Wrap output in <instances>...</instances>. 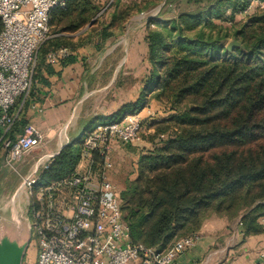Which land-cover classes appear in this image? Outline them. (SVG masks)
<instances>
[{
    "label": "trees",
    "instance_id": "trees-1",
    "mask_svg": "<svg viewBox=\"0 0 264 264\" xmlns=\"http://www.w3.org/2000/svg\"><path fill=\"white\" fill-rule=\"evenodd\" d=\"M162 1L138 0L114 10L109 22L92 29L87 39L83 35L88 31L78 32L97 11L91 0H66L64 7L53 9L29 93L10 109L17 116L7 131L0 126V147L27 124L30 101L40 100L38 89L49 86V52L66 48L70 54L59 62H71L80 47L101 49L122 32L130 16ZM185 1L176 14L147 21L142 43L149 68L136 98L110 117L119 121L137 114L151 100L169 112L149 123L151 147L138 156L136 176L120 191L131 243L158 251L197 233L212 214L237 218L244 237L264 230V7L234 21L252 2L264 0ZM94 34L98 41L92 40ZM230 39L240 46L226 50L224 42ZM81 143L82 137L63 145L36 185L74 168Z\"/></svg>",
    "mask_w": 264,
    "mask_h": 264
},
{
    "label": "built area",
    "instance_id": "built-area-1",
    "mask_svg": "<svg viewBox=\"0 0 264 264\" xmlns=\"http://www.w3.org/2000/svg\"><path fill=\"white\" fill-rule=\"evenodd\" d=\"M66 0H0V126L3 132L17 113L10 109L28 95L36 53L49 37L53 9ZM251 4L243 11L248 14ZM155 18H146V22ZM70 54L66 48L49 52L48 63ZM144 111V110H143ZM146 112V113H145ZM119 121L97 124L82 140L79 159L71 170L47 183L36 185L37 172L49 168L55 154L35 163L22 179L30 228L37 238L35 264H177L176 259L198 240L194 233L165 250L133 244L121 210L120 192L109 180L113 148L133 147L144 120L154 121L149 110ZM42 145V134L26 124L13 139L4 138L5 163L12 167ZM35 187V190H33ZM261 223L264 225V218ZM195 264V263H190ZM258 264H264V257Z\"/></svg>",
    "mask_w": 264,
    "mask_h": 264
},
{
    "label": "crops",
    "instance_id": "crops-1",
    "mask_svg": "<svg viewBox=\"0 0 264 264\" xmlns=\"http://www.w3.org/2000/svg\"><path fill=\"white\" fill-rule=\"evenodd\" d=\"M142 34V32L135 33L132 37H135V43L131 42L130 47L127 48H120L123 55L119 59H117L119 51L117 52L115 46L104 50L96 49L94 46L93 49L87 48L90 46L87 45L85 46L88 49L86 55L82 53L86 51L79 48L72 52L73 61H57L49 64L53 70V74L48 76L49 86L38 89L37 95L40 100H31L25 115L27 124L35 127L44 136V142L38 148L41 155L40 160H43L47 155H56L63 145L75 141L72 137L80 126V119H88L89 122L91 117L78 118V114L75 116L77 105L82 110L81 104L85 99L109 86L113 87L112 90L116 94L122 85V75H127L130 79H138L139 74L143 76V72L146 73L149 66L145 61V45L142 43ZM125 35L126 38L130 35L128 30ZM103 76H106V83L99 89L98 83L102 82L101 77ZM116 103L117 98L116 101L109 104L113 110L103 112L99 118H110L125 102L120 101L118 106ZM140 113H144L143 109ZM73 119L75 122L72 124ZM83 120L82 122H84ZM68 125L74 126L70 130ZM88 126L91 127L92 124ZM18 133L14 132L13 138ZM119 149L128 155L137 151L134 148L128 150L115 146L112 152L113 158L114 155L120 153ZM5 167V151L1 145L0 170ZM135 176L136 171L132 179ZM3 183H6V186L0 191V195H11L13 188L7 185L11 182L7 180V176L0 174V185ZM18 186L13 189V195H21ZM197 234L198 240L190 249L178 256L177 264H258L264 257V230L259 234L244 237L237 218L228 220L223 216L211 215L204 220Z\"/></svg>",
    "mask_w": 264,
    "mask_h": 264
},
{
    "label": "rangeland",
    "instance_id": "rangeland-1",
    "mask_svg": "<svg viewBox=\"0 0 264 264\" xmlns=\"http://www.w3.org/2000/svg\"><path fill=\"white\" fill-rule=\"evenodd\" d=\"M91 1L97 7V11L94 17L91 19V21L78 32V33H83L84 31H88L87 34L84 33L83 35L84 39H87L86 37L92 29H96L97 31L100 30L101 24H107L114 10H118V11L122 10L124 5H128L138 0H91ZM163 1L160 4L151 7L140 14L130 16L129 19L124 23L122 32L113 36V38L107 41V44L106 43L103 44L102 49L105 50L108 47L115 46L117 52L119 51L118 52L119 56L117 55L118 56L117 59H119L123 55L122 50L120 52V48H127L128 46L130 47L131 42L133 44L135 43L134 42L135 37L132 38L133 35L135 33H140L145 30L147 17H150L151 15L160 18L170 17L171 15L176 14L181 9H184L186 7L185 0H173L171 1L170 4H165V5ZM251 6L252 8L258 7V10H262V8L264 7V2L258 1V5L257 3L252 2ZM244 15L246 14L242 13L236 15L234 21H239L240 19L243 18ZM225 25L228 24L225 23ZM127 30L130 33L128 38H126L127 36L125 35ZM97 36L98 34L97 35L94 34L93 36H91L92 40L98 41ZM138 39L140 38L138 37ZM233 40L234 39H230L227 42H224L226 50H227V45ZM85 42L86 40L83 41V43ZM235 46H240V44L238 43V45ZM80 48H83L86 51L88 50L87 48L93 49V46L90 45L87 48L85 47H80ZM231 49H228V51ZM82 53L86 55L87 51ZM124 73H126V71H124ZM144 74L145 72H143V76L139 74L138 79H133V78L130 79L129 76L122 75L121 77L123 80L121 87L118 88L119 92H116V94H114V91L112 90L113 87L109 86L107 87V89L98 91L96 95L90 96L87 99H85L81 104L82 110H80L79 105H77L78 109H76L75 116H77L78 114V118L81 117H85V118L91 117V118L89 122L88 119L87 120L80 119L81 122L82 120L84 122L79 123L80 126L77 132L75 133V135L72 137V139L77 140L82 137L83 140L85 135L91 129H93L95 125L99 123L110 122L111 119L109 117L99 118L100 115H102V113L105 111L111 112L113 110L111 107H109L110 106L109 104L113 101H116V98H117V103H116L117 106L120 101L126 102L128 100L130 101L136 98L135 96L138 94V91L141 87V81L144 77ZM101 78L103 80L102 82L99 81L98 83L99 89L101 88L102 85L106 83V76H103ZM116 83L118 84V82ZM143 110L144 112L146 110H149L151 112V114L154 117V122L167 117L169 114L168 110L162 104L152 100ZM145 113L142 114L144 115V118L146 117ZM97 117L98 119H96ZM71 122L73 124L75 120L73 119ZM146 122L147 120H144L143 122L144 125H142L138 142L136 143L135 146L131 147L137 149L138 152L136 151L133 154H130L131 155L130 156L121 149H119L120 153L118 155L117 154L114 155V158L112 156L113 166L112 169L109 171L108 177L110 176L109 180L116 186L119 192L125 187L128 180L132 179L136 171L138 156L141 154V152L151 147V144L147 141V137L153 132V129L151 125L147 124ZM91 124H92V126L90 127L91 129L89 131L87 130L85 131L84 130L85 126ZM73 126L74 125L72 126L68 125L69 127L68 129L71 130ZM162 137H164V135H162ZM43 142H44V136H42V143ZM40 156L41 155L39 149L38 148L33 149L32 151L27 153L24 157H22L18 162H14L12 167L6 164V167L4 169L1 168L0 170V174L1 175L4 174L5 176H7V180L11 182L10 184L7 185H10L13 189L19 185L18 191L19 193H21V195H13L14 193H12L13 192L12 189L11 195H6V194L0 195V239L4 237L13 238L17 235V230H19L21 234L20 236H22L23 240H28L24 248L21 264H35L36 261L37 238L35 232L32 231L30 228L32 215L29 211V207L27 206V200L31 201V197L30 198L26 197V191L22 189V179L34 167L33 165L40 160ZM40 173L41 172L38 171L36 177ZM5 186L6 183L1 184L0 191H2ZM33 190H35V187Z\"/></svg>",
    "mask_w": 264,
    "mask_h": 264
},
{
    "label": "water",
    "instance_id": "water-1",
    "mask_svg": "<svg viewBox=\"0 0 264 264\" xmlns=\"http://www.w3.org/2000/svg\"><path fill=\"white\" fill-rule=\"evenodd\" d=\"M235 45H238V43L235 40L231 41L227 45V50ZM20 235V231L17 230L15 237L0 239V264H21L24 248L28 240H23Z\"/></svg>",
    "mask_w": 264,
    "mask_h": 264
}]
</instances>
